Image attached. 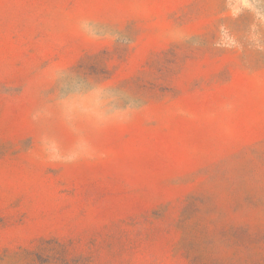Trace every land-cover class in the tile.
Instances as JSON below:
<instances>
[{
    "label": "rangeland",
    "instance_id": "374dc122",
    "mask_svg": "<svg viewBox=\"0 0 264 264\" xmlns=\"http://www.w3.org/2000/svg\"><path fill=\"white\" fill-rule=\"evenodd\" d=\"M0 264H264V0H0Z\"/></svg>",
    "mask_w": 264,
    "mask_h": 264
}]
</instances>
